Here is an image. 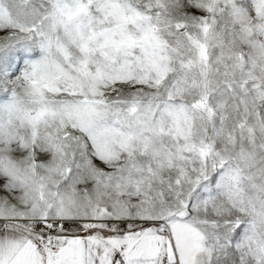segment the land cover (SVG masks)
<instances>
[{"label":"snow or ice","instance_id":"1","mask_svg":"<svg viewBox=\"0 0 264 264\" xmlns=\"http://www.w3.org/2000/svg\"><path fill=\"white\" fill-rule=\"evenodd\" d=\"M0 264H264V0H0Z\"/></svg>","mask_w":264,"mask_h":264}]
</instances>
